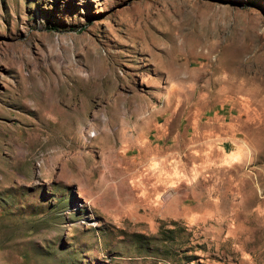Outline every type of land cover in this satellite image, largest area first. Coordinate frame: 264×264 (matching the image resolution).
Listing matches in <instances>:
<instances>
[{"label":"rangeland","instance_id":"obj_1","mask_svg":"<svg viewBox=\"0 0 264 264\" xmlns=\"http://www.w3.org/2000/svg\"><path fill=\"white\" fill-rule=\"evenodd\" d=\"M0 264H264V0H0Z\"/></svg>","mask_w":264,"mask_h":264}]
</instances>
